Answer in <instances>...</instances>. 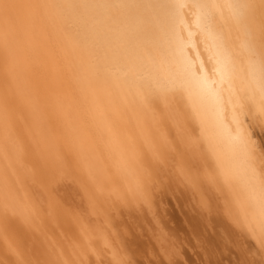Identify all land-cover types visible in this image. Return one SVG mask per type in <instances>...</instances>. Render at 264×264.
Masks as SVG:
<instances>
[{"label": "bare ground", "instance_id": "6f19581e", "mask_svg": "<svg viewBox=\"0 0 264 264\" xmlns=\"http://www.w3.org/2000/svg\"><path fill=\"white\" fill-rule=\"evenodd\" d=\"M174 207L264 264V0H0V264H178Z\"/></svg>", "mask_w": 264, "mask_h": 264}, {"label": "rangeland", "instance_id": "374dc122", "mask_svg": "<svg viewBox=\"0 0 264 264\" xmlns=\"http://www.w3.org/2000/svg\"><path fill=\"white\" fill-rule=\"evenodd\" d=\"M176 207V206H175ZM173 208L171 210V218L169 222L162 221L161 228L156 225L157 228L161 229L163 233L166 234L167 240L170 241L173 247L167 248L164 250L160 249L157 244L148 243V246L152 247V252L157 258L160 260H164V254L167 257L173 258V261L178 264H261V262L257 258L258 250L253 247L249 240H245L242 235H237V237L231 242L224 243L222 246H215L214 253L218 255V260L215 262L213 260L206 259V256L201 254L203 250L210 251L207 246L206 249L202 243V246H198L197 240L193 241L194 236H199L200 233L195 229L190 230V222L189 219L191 217L198 216L203 222L204 226H202L201 233L205 235L207 238H212V234L217 230L216 218H214V214H199L197 212H193L189 214L185 212L183 215L180 214L176 209ZM204 229V230H203ZM214 229V230H213ZM197 232V233H196ZM185 237L183 239L184 243L179 240V237ZM187 238V239H186ZM176 243L178 244V248H176ZM244 248L246 250L244 251ZM175 248L177 250H175ZM147 250H143L146 253ZM194 252H197L196 255ZM179 253V255L177 254ZM210 253H208L210 255Z\"/></svg>", "mask_w": 264, "mask_h": 264}]
</instances>
